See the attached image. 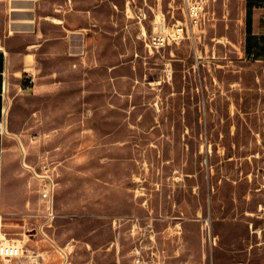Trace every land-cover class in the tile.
Wrapping results in <instances>:
<instances>
[{
    "label": "rangeland",
    "instance_id": "obj_1",
    "mask_svg": "<svg viewBox=\"0 0 264 264\" xmlns=\"http://www.w3.org/2000/svg\"><path fill=\"white\" fill-rule=\"evenodd\" d=\"M91 4L94 22L66 17L65 52L45 59L41 87L15 111L9 95L7 188L26 154L56 163L53 230L75 244V264H133L138 238L159 264H264V62L243 51L244 0ZM177 26L156 49L153 35ZM38 223L6 235L1 222L0 240L33 238Z\"/></svg>",
    "mask_w": 264,
    "mask_h": 264
},
{
    "label": "crops",
    "instance_id": "obj_2",
    "mask_svg": "<svg viewBox=\"0 0 264 264\" xmlns=\"http://www.w3.org/2000/svg\"><path fill=\"white\" fill-rule=\"evenodd\" d=\"M73 1L75 2L73 5L79 7V10L77 9L79 12H68L67 0H0V122L7 106V94L11 99H16L12 104V110L15 111L21 105L18 99L25 98L30 92L41 87V71L45 59L49 57L50 60H58V56L65 52L66 17L72 14L80 23L94 22L97 19L90 7L95 0ZM85 6H89L90 9H83ZM243 18L244 54L251 60L264 62V0H244ZM32 74H36L39 79L36 86L30 84L29 76ZM40 99L43 102L46 98L41 96ZM82 100V96L79 97L78 101ZM13 114L14 112L11 114V125L14 124ZM12 135L18 136V133L14 131L10 134L0 130L2 230L8 235L4 226L9 225L11 231L22 234L29 231L27 227L29 222L39 223L31 228L30 232H34L33 238L0 240V264H63L64 259L59 247L70 249L69 261L75 264L72 256L75 244L72 241L60 242L55 238L53 228L58 218L57 192L55 200L57 217L52 226L43 227L45 205L40 197V180L35 177L34 171L40 172L44 164L54 167L56 163L42 158L30 161L27 160L26 154L22 163L24 171L16 174L12 190L5 184L4 169L7 158L9 155L14 159L16 157L10 150L14 149L15 144ZM33 185L35 188L30 189ZM34 193L38 194L36 201ZM8 214H22L25 217L20 221H6L4 216ZM14 240L18 242L14 243Z\"/></svg>",
    "mask_w": 264,
    "mask_h": 264
},
{
    "label": "built area",
    "instance_id": "obj_3",
    "mask_svg": "<svg viewBox=\"0 0 264 264\" xmlns=\"http://www.w3.org/2000/svg\"><path fill=\"white\" fill-rule=\"evenodd\" d=\"M203 6L201 3L196 2L193 4H189L188 9L190 13L191 21L195 24L199 21V15L202 10ZM193 24V23H192ZM176 32L173 35L165 33L164 28L160 30L159 32H156L152 37V44L156 49L161 48L166 43H170L172 39H175L177 37H180L181 34H184V26H177ZM30 77V84L34 85L35 80L32 77ZM10 97L7 94L6 101L7 106L3 113V118L0 122V130L3 131L4 125L7 121V114H8V105H9ZM34 175L37 179L40 180L39 185V191H40V197L45 205V211H44V217L45 221L43 224V227H50L53 225L54 220L57 217V214L55 212V200H56V192H57V181H56V171L54 167H51L49 164H44L41 167L40 172L34 171ZM152 231V230H151ZM47 237L48 235L45 234ZM149 238L151 240H154L153 237L150 235ZM139 242H135V245L132 248V254H133V264H159L158 257L155 250L146 251V248L152 249L151 246L144 245L145 239L138 238ZM59 250L63 256L64 263L63 264H71L69 261L70 256V249L69 248H62L59 247Z\"/></svg>",
    "mask_w": 264,
    "mask_h": 264
},
{
    "label": "bare ground",
    "instance_id": "obj_4",
    "mask_svg": "<svg viewBox=\"0 0 264 264\" xmlns=\"http://www.w3.org/2000/svg\"><path fill=\"white\" fill-rule=\"evenodd\" d=\"M162 29V28H161ZM0 223H1V216H0ZM1 226V225H0ZM3 235H5L3 232H1V236H3ZM7 238V237H6ZM5 245V244H4ZM5 247H6V245H5ZM18 249H21V247H18ZM7 251H9L8 250V247H7Z\"/></svg>",
    "mask_w": 264,
    "mask_h": 264
}]
</instances>
